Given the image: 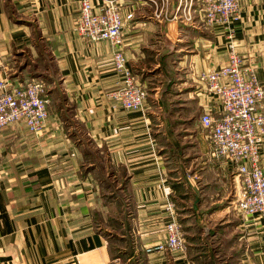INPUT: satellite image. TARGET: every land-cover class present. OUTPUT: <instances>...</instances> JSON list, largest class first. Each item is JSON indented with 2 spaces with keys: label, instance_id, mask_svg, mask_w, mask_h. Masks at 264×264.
I'll use <instances>...</instances> for the list:
<instances>
[{
  "label": "crops",
  "instance_id": "0c3cea01",
  "mask_svg": "<svg viewBox=\"0 0 264 264\" xmlns=\"http://www.w3.org/2000/svg\"><path fill=\"white\" fill-rule=\"evenodd\" d=\"M116 1L133 12L121 50L146 89L137 109L105 94L112 47L79 39V0H0V69L48 98L39 132L0 129V264H264V225L230 204L238 177L199 121L219 115L197 73L225 61V29L204 24L199 0ZM231 26L264 91V0H242ZM259 153L264 171V136ZM167 200L185 247L144 252L164 238ZM110 237L127 242L123 258Z\"/></svg>",
  "mask_w": 264,
  "mask_h": 264
},
{
  "label": "built area",
  "instance_id": "2783aa9c",
  "mask_svg": "<svg viewBox=\"0 0 264 264\" xmlns=\"http://www.w3.org/2000/svg\"><path fill=\"white\" fill-rule=\"evenodd\" d=\"M165 2V0H162ZM242 0H199V11L207 26L225 29V61L215 69L200 70L197 79L211 91L219 105V115L208 111L199 115L208 127L210 155L224 158L234 167L239 188L230 204L243 216H256L264 225V171L259 149L264 136V113L257 108L264 91L255 72L246 67L237 50L231 23L239 18ZM132 10L122 14L116 0H104L95 10L89 0H79L74 31L86 43L106 40L111 45V69L115 80L105 90L119 107L141 108L146 96L145 86L137 82L122 53L123 28L132 18ZM185 18L188 20V12ZM46 88L35 78L21 82L11 80L0 69V129L21 122L32 132H39L47 118ZM168 215L163 224L164 238L144 246V252L182 251L185 242L173 202L164 203Z\"/></svg>",
  "mask_w": 264,
  "mask_h": 264
},
{
  "label": "rangeland",
  "instance_id": "374dc122",
  "mask_svg": "<svg viewBox=\"0 0 264 264\" xmlns=\"http://www.w3.org/2000/svg\"><path fill=\"white\" fill-rule=\"evenodd\" d=\"M109 222H111L110 220L106 222H104V226H106V223L108 224ZM109 226H106V228H108ZM110 229V228H109ZM110 246H111V253L112 255H116V254H120V257L123 258V254L121 253V247H126L127 246V242L125 240H123V238L120 239H115L114 237H110L109 240ZM120 251V252H119ZM122 254V255H121ZM122 262V260H121ZM127 264V262H125Z\"/></svg>",
  "mask_w": 264,
  "mask_h": 264
},
{
  "label": "trees",
  "instance_id": "16d2710c",
  "mask_svg": "<svg viewBox=\"0 0 264 264\" xmlns=\"http://www.w3.org/2000/svg\"><path fill=\"white\" fill-rule=\"evenodd\" d=\"M179 222V221H178Z\"/></svg>",
  "mask_w": 264,
  "mask_h": 264
}]
</instances>
